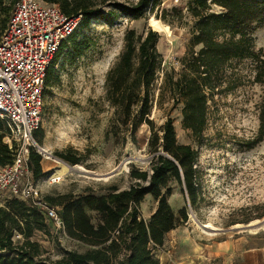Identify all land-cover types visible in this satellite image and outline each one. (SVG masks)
Instances as JSON below:
<instances>
[{"label": "trees", "instance_id": "16d2710c", "mask_svg": "<svg viewBox=\"0 0 264 264\" xmlns=\"http://www.w3.org/2000/svg\"><path fill=\"white\" fill-rule=\"evenodd\" d=\"M14 1L6 4L0 0V35ZM45 2L57 5L67 16H80L77 28L61 44L47 68L45 88L64 49L71 47L72 57L77 58L89 47L86 37L77 40V30L92 18L112 23L118 14L138 19L151 13L156 19L170 23L166 12L161 16L154 13L161 0ZM213 7L219 11H214ZM171 11L181 17L180 9L172 8ZM187 11L194 21L178 72L163 70L157 49L160 38L157 31L147 28L137 34L128 29L122 50L104 78L105 99L114 109L117 131L134 135L142 124L149 127L147 147L155 152L149 170L131 167L128 188L119 190L112 185L99 196L87 193L43 197L49 206L59 208L57 213L64 233L87 247L83 252L66 250L57 259H51L48 251L32 239L36 231L48 232L44 215L29 201L8 200L6 207L0 208V264H160L155 249L163 245L167 233L186 220L183 210L175 216L167 202L171 194L168 183L174 180L181 184L191 200L194 199L197 149L177 142L171 118L156 127L149 119L152 108L154 105L161 107L164 101H170L171 107L181 104V127L190 131L200 145L208 102L214 95L235 87L225 75V69L232 61L249 59L252 83L264 87V51L255 47L253 37L255 30L264 27V0H189ZM160 71L163 74L156 87ZM258 118V134L250 142L251 146L264 137V107ZM7 132L0 119V167L13 160V151L3 142ZM58 156L72 165L79 162L72 155L58 153ZM28 166L33 180L41 175V156L34 149L29 152ZM147 194L157 204L145 220L139 216L138 208ZM15 233L21 235V241H12Z\"/></svg>", "mask_w": 264, "mask_h": 264}, {"label": "rangeland", "instance_id": "374dc122", "mask_svg": "<svg viewBox=\"0 0 264 264\" xmlns=\"http://www.w3.org/2000/svg\"><path fill=\"white\" fill-rule=\"evenodd\" d=\"M10 1L4 0L6 4ZM188 1L161 0L154 13L161 16L166 12L170 23L156 19L151 13L138 19L118 14L112 23L92 18L86 26L78 28L77 40L86 37L89 47L77 58L72 57L71 47L64 49L44 91L41 124L35 136L40 148L47 150V154L35 150L41 156L42 173L34 180L41 197L87 193L99 196L112 185L119 190L128 188L131 167L149 170L155 156L147 147L149 127L142 124L134 135L117 131L114 109L105 99L104 78L122 50L126 30L133 29L137 34L147 28L155 30L151 18L162 26V30H155L160 37L157 49L162 57V68L178 72L194 21L187 11ZM172 8L180 9L181 17L173 13ZM213 10L219 11L216 7ZM253 37L255 47L264 51V27L255 30ZM162 74L160 71L156 87ZM225 75L235 87L214 95L208 102L202 144L181 127V104L171 107L170 101H164L161 107L154 105L149 117L156 127L171 118L177 142L197 149L194 199L191 200L181 184L174 180L168 183L171 194L167 202L175 216L183 210L186 220L167 233L163 245L154 251L164 264L171 250V235L174 238L185 236V244L187 241L192 244L215 242L231 236L253 243L254 247L264 244V226L254 231L244 226L253 220L264 222V137L250 145L258 134L264 87L252 83L249 59L232 61ZM157 94L155 89V96ZM58 153L75 156L79 162L72 165ZM76 165L84 168V172L74 170L63 176L64 166ZM156 204L150 194L145 195L139 204V216L148 220ZM45 221L48 232L36 231L32 239L48 251L51 259L61 257L66 250H86V246L70 239L62 227L49 219ZM204 223H211L220 230H214L211 235L203 233L200 224ZM237 224L244 227H233Z\"/></svg>", "mask_w": 264, "mask_h": 264}, {"label": "built area", "instance_id": "2783aa9c", "mask_svg": "<svg viewBox=\"0 0 264 264\" xmlns=\"http://www.w3.org/2000/svg\"><path fill=\"white\" fill-rule=\"evenodd\" d=\"M79 21L80 16H67L44 0H15L0 35V119L8 131L3 142L13 151L12 162L0 167V208L10 199L29 201L57 227H62L61 219L41 197L28 159L31 149L40 151L35 132L47 68ZM20 238L15 233L12 241Z\"/></svg>", "mask_w": 264, "mask_h": 264}, {"label": "crops", "instance_id": "0c3cea01", "mask_svg": "<svg viewBox=\"0 0 264 264\" xmlns=\"http://www.w3.org/2000/svg\"><path fill=\"white\" fill-rule=\"evenodd\" d=\"M173 236L165 264H264V244L254 247L253 243L232 236L215 242L185 244V236Z\"/></svg>", "mask_w": 264, "mask_h": 264}, {"label": "bare ground", "instance_id": "6f19581e", "mask_svg": "<svg viewBox=\"0 0 264 264\" xmlns=\"http://www.w3.org/2000/svg\"><path fill=\"white\" fill-rule=\"evenodd\" d=\"M150 23L153 25V28L155 30H162V26L158 23L157 20H154L153 18L150 19ZM40 151L42 152H45L47 154V150L45 147H41L40 148ZM125 167V166H124ZM79 171V172H84V168H82L81 166H64L63 167V176H65L66 174L72 172V171ZM193 213L191 214V218L192 220H194V217H193ZM245 227H249V229L251 231H254V230H257L259 228H262L264 226V222H260L259 220H253L251 222H249L248 224L244 225ZM242 226V224H237V225H234L233 227H244ZM200 229L203 233H206V234H214V230H220L218 227H215L214 225H212L211 223H204V224H200Z\"/></svg>", "mask_w": 264, "mask_h": 264}, {"label": "water", "instance_id": "95a60500", "mask_svg": "<svg viewBox=\"0 0 264 264\" xmlns=\"http://www.w3.org/2000/svg\"><path fill=\"white\" fill-rule=\"evenodd\" d=\"M45 153V152H44Z\"/></svg>", "mask_w": 264, "mask_h": 264}]
</instances>
